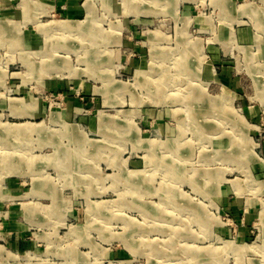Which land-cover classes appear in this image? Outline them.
Returning <instances> with one entry per match:
<instances>
[{"label":"rangeland","instance_id":"1","mask_svg":"<svg viewBox=\"0 0 264 264\" xmlns=\"http://www.w3.org/2000/svg\"><path fill=\"white\" fill-rule=\"evenodd\" d=\"M68 1L0 0V264H264V0Z\"/></svg>","mask_w":264,"mask_h":264},{"label":"crops","instance_id":"2","mask_svg":"<svg viewBox=\"0 0 264 264\" xmlns=\"http://www.w3.org/2000/svg\"><path fill=\"white\" fill-rule=\"evenodd\" d=\"M37 1H41L45 5L48 4L47 0H37ZM51 1H54V0H51ZM68 12L76 17V18L71 19V20H76L77 18L81 17L82 7L77 5L74 0H69L68 1Z\"/></svg>","mask_w":264,"mask_h":264},{"label":"bare ground","instance_id":"3","mask_svg":"<svg viewBox=\"0 0 264 264\" xmlns=\"http://www.w3.org/2000/svg\"><path fill=\"white\" fill-rule=\"evenodd\" d=\"M67 21H70V20H67ZM69 24H70V23H69ZM70 25H71V24H70ZM64 26H69V25H68V23H67V22H64V23L60 24V26H59V27H60L61 29H63V27H64ZM69 28H70V27H69ZM69 28H68V29H69ZM63 30H64V29H63ZM160 86H161V84L158 82V85H157V87H160Z\"/></svg>","mask_w":264,"mask_h":264}]
</instances>
